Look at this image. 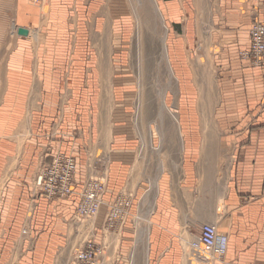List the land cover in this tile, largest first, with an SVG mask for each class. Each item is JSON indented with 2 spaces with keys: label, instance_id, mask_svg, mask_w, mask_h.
<instances>
[{
  "label": "crops",
  "instance_id": "crops-1",
  "mask_svg": "<svg viewBox=\"0 0 264 264\" xmlns=\"http://www.w3.org/2000/svg\"><path fill=\"white\" fill-rule=\"evenodd\" d=\"M156 1L167 29V49L172 48L168 59L174 58L182 75L175 43L188 33L185 0ZM193 4L199 36L202 29L207 33V26L212 27L219 48L222 80L213 113L215 128L203 129V118L201 128L198 100L194 97L193 105L188 103L191 87L182 75L180 131L173 130L165 143L161 136H152L142 178L144 167L154 162L157 173L147 174V184L142 178L138 182L137 208L134 205L129 221L120 227L111 264H132L130 254L138 240L134 219L149 191L147 179L159 174L160 157L165 168L158 177L150 215L147 264H191L193 260L184 258L183 243L193 241L205 223L229 236L224 261L213 264H264V68L241 57L250 46L251 11L264 0H193ZM131 15L126 0H0V264H57L61 251L73 242L70 220L76 215V195L48 201L35 200L31 193L36 171L58 153L76 158L77 191L88 178L93 153L94 168L104 167L108 190L97 226L102 241L109 205L127 186L142 145L133 115L128 114V99L120 95L127 84L117 81L112 135L107 147L102 142L100 53L107 33L114 46L111 56L123 58L130 49L125 42H131L135 31ZM155 15L152 7L146 29L152 40L161 33ZM20 28L28 29V34H20ZM95 43H100L98 49ZM123 68L124 61L118 60L115 70ZM30 201L36 204L32 217ZM26 225L33 239L22 234ZM103 241L106 245L105 237ZM141 246L137 264H145Z\"/></svg>",
  "mask_w": 264,
  "mask_h": 264
},
{
  "label": "rangeland",
  "instance_id": "rangeland-1",
  "mask_svg": "<svg viewBox=\"0 0 264 264\" xmlns=\"http://www.w3.org/2000/svg\"><path fill=\"white\" fill-rule=\"evenodd\" d=\"M125 1V0H124ZM127 4L131 8V12L133 15H131V19L134 18L135 22V28L134 32L132 34L131 42L128 40L125 42L126 44H130V49H126L124 51V56L119 57V59H115V55L111 56L112 53H114V46L111 43V37L109 34L106 33V37L108 40L103 44V48L100 53V60H99V68L101 70V87L102 82L104 81V75H106V84L107 88L105 90L101 89L98 91L100 94V105H101V111H102V132L104 133L103 136V144L106 145V147L109 144V141L111 139L112 135V128L110 125L111 122V115L113 114V103L116 97V88L114 87V83L117 81L119 85L122 83L127 84V89H124L122 92H120L121 96L128 99V102L130 104V111L128 114L133 115V122H135L136 125V131L141 138V135L146 136V138L149 136L150 131V124L154 123L155 128H152L153 130H156V126L158 124L156 120L158 111H159V105H160V96H159V90L163 89L164 87H168L166 91V101L168 105L174 107L177 111V115L180 114L179 111V98L181 97V76H184L185 82L190 85L191 91L190 96H187L188 103H191L193 105L194 97L198 100V109L200 116H201V128H202V118H203V129H211L215 128L213 113L215 112V109L218 105L219 99H220V89H219V81L222 80V67L219 64V58L218 52L216 49L219 50L217 46V41L213 39V29L210 26H207L205 33V29H202L204 33H200L198 30V23L199 18L197 17V12L194 8L193 0H185V6H186V20H184V25L186 23L188 24V33L187 35H183L184 40H182L179 43H175V45H178L177 48L179 49V55H178V62L181 66L182 75L179 74V70L176 65L174 64V58L171 57L170 60V66H172L175 76L179 79H172L173 83H170L169 73L167 69V65L165 62L162 61L161 57V51H162V42L161 37L163 36V30L161 29L160 25V37L158 35H155L153 37V40L148 37L147 31L145 27L141 29L140 32V38L138 35V29H137V18L133 9V1L132 0H126ZM149 0H142V3L144 5L141 8L142 14H144V10H147L149 12V22L152 15V6ZM132 3V4H131ZM262 4L261 6H263ZM149 6V7H148ZM259 9V8H258ZM251 11L252 20L255 16L257 10ZM151 11V14H150ZM148 16V14H147ZM155 17L159 20V18L155 15ZM198 18V20H197ZM211 17L207 18V25L211 22ZM152 23V22H151ZM133 24V22H132ZM152 26V24H150ZM156 29H158V23H155ZM206 27V26H205ZM152 29V28H151ZM199 29L201 30L200 26ZM156 34V32H155ZM139 38V39H138ZM138 40V41H137ZM140 40V41H139ZM177 42V41H176ZM139 43L141 44V52L139 53ZM173 45V44H172ZM95 47L98 49L100 47V43H95ZM168 47V46H167ZM169 50V49H168ZM171 50L170 47V56H171ZM216 51V52H215ZM168 53V55H169ZM118 60H123L125 68L122 69L121 72H118L115 70L116 63ZM106 68V69H105ZM148 68V69H147ZM105 71V72H104ZM225 71L223 70V73ZM226 74V73H224ZM199 83V84H198ZM141 85V86H140ZM202 85V86H200ZM163 86V87H161ZM202 87V88H201ZM158 88V89H157ZM160 88V89H159ZM195 88V90H194ZM105 91V92H104ZM95 92V91H94ZM148 95H147V94ZM106 95V96H105ZM141 98V107L140 110L137 111L138 108V99ZM149 104V105H148ZM151 107V110H150ZM192 108V106L190 107ZM138 115V116H137ZM179 118V115H178ZM138 119V120H137ZM170 121H169V120ZM171 118L168 117L166 120V128L169 130V135L165 141H167L169 138H172L173 133L172 131L177 129V125L171 122ZM172 125V126H171ZM210 126V127H209ZM157 135V134H154ZM145 138V139H146ZM148 137L147 145H151ZM142 140V138H141ZM164 141V143H165ZM148 146H146L144 149L140 147L139 153L135 162V168L133 172L130 173L129 181L125 189L113 200L112 203L109 205V209L111 207L119 206L121 204V208L124 211V203L129 202L130 205L126 206V211L122 212V216L120 219H118V225L116 228H109L107 227L105 229V240L106 245L108 246V249L106 248V245L103 241V248L104 252L103 254L106 256L104 257V260L101 264H111L112 260L114 259V253L117 251L119 242H120V227L124 222L129 221V214L132 211L134 205H135V198L136 195L134 193L135 188L138 184V182L142 178V167L146 158V153L148 152ZM146 150V151H145ZM158 153V151L156 150ZM161 153V152H160ZM159 153V155H161ZM96 160V155L93 153L92 161L91 158L88 159L87 165H92V168H87L86 173H88V179H94L100 182H103L102 187L105 189L106 194L108 190V178H106L107 173H105V169L103 166H100V169L96 170L94 168ZM224 159H221L220 169H222L221 173L224 174L225 171V163ZM94 163V166H93ZM45 163H42L44 165ZM42 165L39 167V169L35 173V180L40 172V169L42 168ZM157 164L154 162V164H150V166L144 167V175L142 178V181L146 182L147 174L154 176L157 173ZM78 173V165H77V172H76V178ZM133 178V180H132ZM153 177H149L147 179L148 185H149V179ZM35 180L32 187V195H34V199L38 200L41 197H44L46 199L51 201H58L57 199H51L47 198L45 194L38 191L37 187L35 186ZM85 180V181H86ZM83 187V186H82ZM82 187L78 190V192L82 189ZM39 193V194H38ZM149 194V191H148ZM104 195H103V201L101 204V207L104 204ZM147 193L141 198L139 204H138V214L136 215L134 221L136 226V220L137 216L139 215V209L143 208V201L146 197ZM149 196V195H148ZM71 198V197H69ZM69 198H62L60 200H65ZM77 201L79 200L78 194H76ZM59 200V201H60ZM30 205L28 207V213L29 216L32 217L36 209V204L32 203L30 201ZM100 207V210H101ZM136 205L134 209H136ZM108 209V211H109ZM107 211V212H108ZM100 212V211H99ZM33 213V214H32ZM99 214L96 219H94L92 222L87 220L79 219L77 215H75L74 218L70 220V226L72 229L70 230V238L69 240L73 241L69 249H64L59 254L58 258L60 257L61 263L63 260L66 264H73V259L75 254L78 253L79 250H81L85 245L88 239H92L93 242L97 241L98 234H97V226L99 224ZM24 228H29L30 226L26 225ZM23 228V229H24ZM22 229V231H23ZM115 229V230H114ZM114 232V233H113ZM199 235V232L196 234ZM32 236V237H31ZM30 237L33 239V235ZM103 240V238H102ZM185 247V255L186 259L190 258L193 260L191 264H213V258H211V255L198 257L195 255V253L191 250L189 247L188 242L183 243ZM116 248V250L114 249ZM140 247V246H139ZM186 251H188L186 253ZM144 252V251H143ZM139 249L137 251V256L139 254ZM132 252L130 254V259L132 262ZM197 260V261H195ZM200 260V261H199ZM137 264V263H136Z\"/></svg>",
  "mask_w": 264,
  "mask_h": 264
},
{
  "label": "built area",
  "instance_id": "built-area-1",
  "mask_svg": "<svg viewBox=\"0 0 264 264\" xmlns=\"http://www.w3.org/2000/svg\"><path fill=\"white\" fill-rule=\"evenodd\" d=\"M249 37L250 47L241 52V57L250 60L255 66L264 68V5L257 10L253 17ZM76 172L77 161L75 157L58 153L50 162L42 165L36 177L35 186L40 193L51 199L60 200L78 194L79 202L76 215L79 219L92 222L98 217L103 201L105 193V189L102 187L103 182L88 179L78 192L76 190ZM129 205L128 201L124 203V211H126V206ZM112 214H114V217H123L122 213L116 211L115 205L109 209L102 227L103 239L109 220L113 219ZM22 234L30 237L31 232L29 228H24ZM103 246V240L101 242H93L92 239H88L86 245L75 254L72 261L73 264H99L104 252ZM189 247L200 256L209 254L214 262H222L228 253L229 236L219 230L214 224L205 223L201 226L199 235L189 242Z\"/></svg>",
  "mask_w": 264,
  "mask_h": 264
},
{
  "label": "bare ground",
  "instance_id": "bare-ground-1",
  "mask_svg": "<svg viewBox=\"0 0 264 264\" xmlns=\"http://www.w3.org/2000/svg\"><path fill=\"white\" fill-rule=\"evenodd\" d=\"M132 1H133V5L132 6H133V9H134V12H135V15H136V18H137V23H138L136 27L138 29V35H139V38H140L141 29L143 27H145V29L149 28L148 27L149 26L148 17L150 15L147 16V14H149V12L147 10H144V14H142V12H143V11H141L142 6H143V9H144V5L142 3V0H132ZM144 2H145V0H144ZM149 2L151 3L152 7L154 8L156 16L160 20L161 27H163V29H164V35L162 36L161 57H162V61L165 62V64L167 65L169 78H170V83L172 84L173 83L172 79H174V78L177 79V77L175 76L174 70L170 66L169 59H168V49H167V44H166V32H167V29H166V27L164 25V20H163V17H162V13H161L160 8H159V6L157 4V1L156 0H149ZM141 49H142V47H141V44L139 43V53L141 52ZM106 77L107 76L104 75V81L102 82V84H103L102 87H103L104 90H105V88H107ZM175 79H174V81H175ZM161 87H163V86H161ZM167 88L166 87H164L163 89L159 88L160 90H159L158 94L160 96V105H159V111H158V114H157V117H156V120H155V121L158 122V124L156 126V130H153L150 127V131H149L150 133H149V136H148L151 139L152 136H154V134H157V135L161 136L162 143H164V141L169 136V130L166 128V120H167L168 117H170L172 119L171 122L176 124L177 125V130L180 131L177 111H176V109L174 107L168 105V103L166 101ZM137 105H138L137 111H139L140 107H141V98L138 99V104ZM150 110H151V107H150ZM148 137L146 138V136L141 135V138H142L141 148L142 149H144L146 146L149 145V144L147 145ZM156 150L158 151V154L161 152L160 149L156 148ZM164 166H165L164 165V161H163L162 157H160V160H159V168H160V170L158 169L159 170V174L156 177H153V178L149 179V194L147 192V195H146V197H145V199L143 201V206L144 207L140 209L141 213L137 217V220H136V231H137L138 240H137V246L135 247V249H134V251L132 253V256H131L132 264H136V258H137V254L136 253L138 251L139 246H141V245H143V247H144L145 264H147V256H148V251H149L148 250L147 234H148V227L150 225V215L153 213L154 208H155L154 195H155V193L157 192V189H158V177H159L160 173L162 172V170L165 168ZM115 208H116V211L118 213H122L123 212V210L121 208V204L119 206H115ZM112 215H113V219L109 220L108 227L109 228H116L117 225H118L117 224L118 223V219H120L121 216L114 217V214H112ZM193 252L195 253V255L200 256L197 252H195V251H193ZM200 257H202V256H200ZM61 260L62 259L59 257L58 260H57V264H61Z\"/></svg>",
  "mask_w": 264,
  "mask_h": 264
},
{
  "label": "water",
  "instance_id": "water-1",
  "mask_svg": "<svg viewBox=\"0 0 264 264\" xmlns=\"http://www.w3.org/2000/svg\"><path fill=\"white\" fill-rule=\"evenodd\" d=\"M28 32H29V31H28V29H26V28H20V29H19V33H20V34H24V35H26V34H28Z\"/></svg>",
  "mask_w": 264,
  "mask_h": 264
}]
</instances>
